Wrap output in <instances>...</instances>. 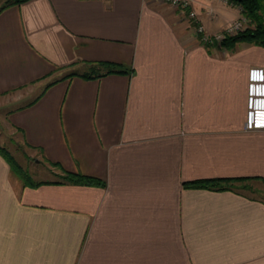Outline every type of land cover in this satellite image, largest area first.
<instances>
[{
  "label": "crops",
  "instance_id": "obj_1",
  "mask_svg": "<svg viewBox=\"0 0 264 264\" xmlns=\"http://www.w3.org/2000/svg\"><path fill=\"white\" fill-rule=\"evenodd\" d=\"M195 1L210 33L241 16ZM108 64L129 72L84 78ZM254 69L264 71V47L205 46L188 14L161 0L1 11L0 108L17 105L10 131L63 178L26 185L0 154V264H264V200L244 184L188 186L264 181Z\"/></svg>",
  "mask_w": 264,
  "mask_h": 264
},
{
  "label": "trees",
  "instance_id": "obj_2",
  "mask_svg": "<svg viewBox=\"0 0 264 264\" xmlns=\"http://www.w3.org/2000/svg\"><path fill=\"white\" fill-rule=\"evenodd\" d=\"M27 0H11L6 2L4 7L0 8V12L5 8L25 2ZM232 3L240 5L243 8V15L253 21V26L246 31L240 32L237 35L230 36L225 39L220 45L228 50H232L238 43H249L257 46L264 47V0H230ZM207 45V46H212ZM107 68V72L101 74H87L84 75L86 79L100 78L108 74L123 73L126 74L129 71L119 65L108 64L104 65ZM0 154L6 159L9 163L14 174L18 175L21 180L26 183V185L38 186L39 184L34 183L28 177V174L24 172L22 167L17 163L13 155L5 147L0 145ZM64 180L73 184H83L91 186H100L103 184L101 180L83 174L76 173H66ZM247 180L239 179H209L203 181H197L192 184H189V187L196 189H208L214 191H226L233 190L235 191L236 184H245ZM246 186V185H244ZM244 189V188H243Z\"/></svg>",
  "mask_w": 264,
  "mask_h": 264
},
{
  "label": "rangeland",
  "instance_id": "obj_3",
  "mask_svg": "<svg viewBox=\"0 0 264 264\" xmlns=\"http://www.w3.org/2000/svg\"><path fill=\"white\" fill-rule=\"evenodd\" d=\"M228 6L237 8L239 10L241 14L239 18L244 16L243 8L240 5H237L230 1ZM252 26L253 21L251 20L243 31L252 28ZM216 44L221 43H215V45ZM30 99L31 97H28L24 102H20L19 106L20 104H26V102H28ZM7 101L8 100H6V102ZM16 107L17 105L13 104L8 107L0 108V145L10 151L20 167H22L24 172L28 174V177L31 181L39 182L43 180H62L63 177L58 176L54 173L52 165L47 163L44 159L39 158V156H35L33 151L30 150L26 145H24L23 142L16 138V136L12 134V131H10V126L8 125L7 118L9 117V112ZM15 176L17 178H20L16 174ZM244 185H246L242 186L244 189L250 190L251 194L255 195L257 198L264 200V181H254L249 182L248 184L246 182Z\"/></svg>",
  "mask_w": 264,
  "mask_h": 264
},
{
  "label": "built area",
  "instance_id": "obj_4",
  "mask_svg": "<svg viewBox=\"0 0 264 264\" xmlns=\"http://www.w3.org/2000/svg\"><path fill=\"white\" fill-rule=\"evenodd\" d=\"M219 3L228 5L230 0H215ZM162 3L167 4L171 7L180 9L188 14V19L194 24L196 34L199 36L201 44L207 46L215 43H222L225 39L230 36L237 35L245 29L247 24L251 21L246 16H243L230 24H228L223 30L217 33H210L206 27L200 22L198 13L194 10L195 0H161ZM213 11L211 10V13ZM251 94L261 95L263 90L264 82V71L254 69L251 71Z\"/></svg>",
  "mask_w": 264,
  "mask_h": 264
}]
</instances>
